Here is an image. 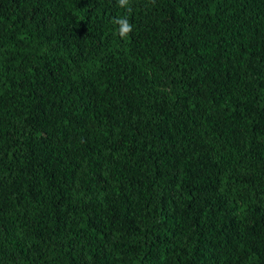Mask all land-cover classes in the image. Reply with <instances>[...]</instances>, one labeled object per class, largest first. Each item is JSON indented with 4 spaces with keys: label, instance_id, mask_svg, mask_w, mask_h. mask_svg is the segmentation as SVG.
I'll use <instances>...</instances> for the list:
<instances>
[{
    "label": "trees",
    "instance_id": "16d2710c",
    "mask_svg": "<svg viewBox=\"0 0 264 264\" xmlns=\"http://www.w3.org/2000/svg\"><path fill=\"white\" fill-rule=\"evenodd\" d=\"M130 6L0 0V264H264V0Z\"/></svg>",
    "mask_w": 264,
    "mask_h": 264
},
{
    "label": "clouds",
    "instance_id": "9594fccd",
    "mask_svg": "<svg viewBox=\"0 0 264 264\" xmlns=\"http://www.w3.org/2000/svg\"><path fill=\"white\" fill-rule=\"evenodd\" d=\"M117 3L120 8L131 11L130 0H117ZM114 23L117 25V35L121 39L128 38L129 34L133 31V26L127 16L115 18Z\"/></svg>",
    "mask_w": 264,
    "mask_h": 264
}]
</instances>
